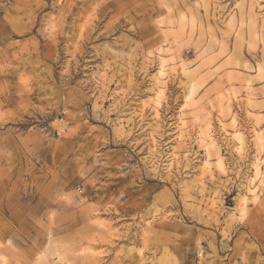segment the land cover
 <instances>
[{
	"label": "rangeland",
	"instance_id": "rangeland-1",
	"mask_svg": "<svg viewBox=\"0 0 264 264\" xmlns=\"http://www.w3.org/2000/svg\"><path fill=\"white\" fill-rule=\"evenodd\" d=\"M0 264H264V0H0Z\"/></svg>",
	"mask_w": 264,
	"mask_h": 264
}]
</instances>
